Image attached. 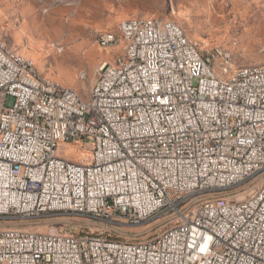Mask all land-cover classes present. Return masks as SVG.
<instances>
[{"label": "built area", "instance_id": "1", "mask_svg": "<svg viewBox=\"0 0 264 264\" xmlns=\"http://www.w3.org/2000/svg\"><path fill=\"white\" fill-rule=\"evenodd\" d=\"M114 34L123 50L84 93L0 45V264H264V72L224 82V48L172 18L95 41ZM60 215L165 225L127 239L13 224Z\"/></svg>", "mask_w": 264, "mask_h": 264}, {"label": "rangeland", "instance_id": "2", "mask_svg": "<svg viewBox=\"0 0 264 264\" xmlns=\"http://www.w3.org/2000/svg\"><path fill=\"white\" fill-rule=\"evenodd\" d=\"M132 17L175 19L204 50L228 49L234 68L264 62V0H0V27L7 45L32 60L39 74L82 93L95 81V66L123 50L122 43L102 47L95 33L115 31L122 20ZM216 72L223 76L218 65ZM83 73L88 79L81 77ZM89 155L74 150L71 156L87 161ZM13 224L133 239L149 236L165 222L158 217L118 228L83 216L60 215Z\"/></svg>", "mask_w": 264, "mask_h": 264}, {"label": "bare ground", "instance_id": "3", "mask_svg": "<svg viewBox=\"0 0 264 264\" xmlns=\"http://www.w3.org/2000/svg\"><path fill=\"white\" fill-rule=\"evenodd\" d=\"M156 20H163V18H158L156 17ZM140 22V21H151V17H134V18H130V19H126L121 21L119 24H127L128 22ZM190 39V38H189ZM191 40V39H190ZM193 41V40H192ZM194 42V41H193ZM124 44V37L122 34H114L113 37V42L112 43H106V46H114V45H118V44ZM196 44L199 45V47L201 49H203L202 46H200L199 43L194 42ZM101 45V43H99ZM0 45L3 46L4 48H7V51L9 52L10 56L12 59H14L16 62H18L19 65H28V67L32 70L35 71L36 77L38 78V81L40 82H55L56 80L49 78V77H45L41 74L38 73L34 62L29 60V59H24V58H20L18 57L12 50L11 48L7 45L6 40L4 38V34L3 31L0 27ZM221 48H224L221 46ZM224 54H226V58L229 59L230 63H234L233 60V56L231 54V52L228 49L224 48ZM233 66H229V68H232ZM227 68V67H225ZM96 72V66L94 68V74ZM237 72H242V73H253V72H264V64H256V65H250V66H245V67H240L238 68L234 74L229 77V78H222L220 77L222 80H224V82H231L232 79H234V76L237 75ZM86 75V74H85ZM87 76V75H86ZM62 84V83H61ZM67 86V85H66ZM69 87V86H68Z\"/></svg>", "mask_w": 264, "mask_h": 264}, {"label": "crops", "instance_id": "4", "mask_svg": "<svg viewBox=\"0 0 264 264\" xmlns=\"http://www.w3.org/2000/svg\"><path fill=\"white\" fill-rule=\"evenodd\" d=\"M132 18H134V17H132ZM158 18H160V17H158ZM128 19H130V18H128ZM126 20V19H125ZM123 21V20H122ZM186 25H188V23L186 22ZM106 31H111V30H106ZM113 31V30H112ZM190 38V37H189ZM192 40V39H191ZM194 41V40H193ZM194 42H196V41H194ZM198 43V42H197ZM13 48H11V50H12ZM13 52L18 56V57H20V58H24V57H22L15 49H13ZM24 59H27V58H24ZM30 60V59H29ZM105 60H107V59H103V61H105ZM32 61V60H31ZM261 64H264V62L263 63H261ZM252 65H254V64H252ZM256 65V64H255ZM246 66H250V65H246ZM242 67H245V66H242ZM222 68V71H223V76H220V77H222V78H229V77H231L233 74H234V72L238 69V68H234V67H232V68H225V67H221ZM240 68V67H239ZM231 70H233V72L232 73H230V71ZM46 77V76H45ZM50 78V77H49ZM53 79V78H52ZM61 83V82H60ZM62 84H64V83H62ZM64 85H66V84H64ZM68 86V85H67ZM69 87H71V86H69Z\"/></svg>", "mask_w": 264, "mask_h": 264}]
</instances>
